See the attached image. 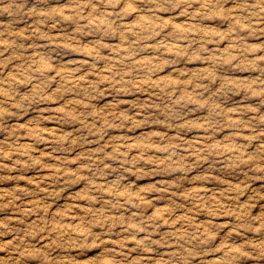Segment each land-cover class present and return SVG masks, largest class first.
Returning <instances> with one entry per match:
<instances>
[{"label": "clouds", "instance_id": "clouds-1", "mask_svg": "<svg viewBox=\"0 0 264 264\" xmlns=\"http://www.w3.org/2000/svg\"><path fill=\"white\" fill-rule=\"evenodd\" d=\"M0 264H264V0H0Z\"/></svg>", "mask_w": 264, "mask_h": 264}]
</instances>
